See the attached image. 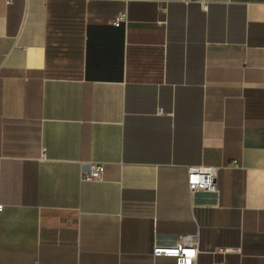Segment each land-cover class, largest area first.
Masks as SVG:
<instances>
[{"label": "crops", "instance_id": "obj_1", "mask_svg": "<svg viewBox=\"0 0 264 264\" xmlns=\"http://www.w3.org/2000/svg\"><path fill=\"white\" fill-rule=\"evenodd\" d=\"M205 2L0 0V264H264V0Z\"/></svg>", "mask_w": 264, "mask_h": 264}, {"label": "built area", "instance_id": "obj_2", "mask_svg": "<svg viewBox=\"0 0 264 264\" xmlns=\"http://www.w3.org/2000/svg\"><path fill=\"white\" fill-rule=\"evenodd\" d=\"M190 0H184L188 2ZM203 10L207 9L205 0H198ZM127 16L125 12L119 14L113 20V24L119 26L126 23ZM44 156V152L42 155ZM236 165V161L233 162ZM219 166L214 165H191L186 170V185L190 198L195 202L200 194H204V198L208 200L205 204H217L219 189L217 185ZM104 171L102 162H88L81 164L79 177L82 181L99 180ZM2 205H0V210ZM235 248L217 247L215 251L228 253L233 252ZM152 254L154 256H166L174 258L175 264H197L198 241L195 235H179L169 244L161 245L156 242L153 244Z\"/></svg>", "mask_w": 264, "mask_h": 264}]
</instances>
